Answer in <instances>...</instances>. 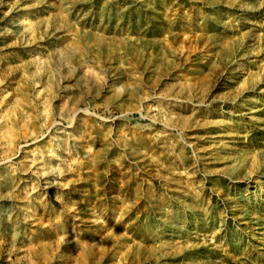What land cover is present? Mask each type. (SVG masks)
Segmentation results:
<instances>
[{
    "label": "rangeland",
    "instance_id": "374dc122",
    "mask_svg": "<svg viewBox=\"0 0 264 264\" xmlns=\"http://www.w3.org/2000/svg\"><path fill=\"white\" fill-rule=\"evenodd\" d=\"M0 264H264V0H0Z\"/></svg>",
    "mask_w": 264,
    "mask_h": 264
}]
</instances>
